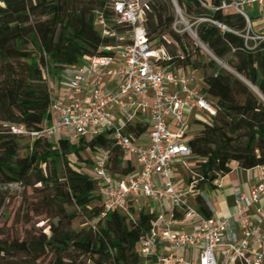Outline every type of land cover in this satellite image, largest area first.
<instances>
[{
  "label": "trees",
  "instance_id": "obj_1",
  "mask_svg": "<svg viewBox=\"0 0 264 264\" xmlns=\"http://www.w3.org/2000/svg\"><path fill=\"white\" fill-rule=\"evenodd\" d=\"M148 1L153 8L145 19L148 39L168 54L160 63L202 76L201 89L216 109L210 122L194 118L192 121L202 123L203 128L186 137L196 165L185 181L195 183L198 208L211 216L202 192L216 189L219 178L232 171V162L244 169L264 166V100L239 78L264 97V42L255 50L245 48V16L221 7L224 1L233 0H175L186 18L197 21L195 33L212 53L206 54L190 33L174 29L177 11L173 0ZM111 2L0 0V185L35 187L40 183L49 189L41 205L54 210L49 217V233L34 224V231L23 238H0V264L154 261L140 255V241L156 221V212L147 205L137 211L129 204L127 211L113 209L102 217L98 179L69 160L72 154L80 157L84 149L104 146L110 149L108 168L115 176L134 172L136 162L125 160L123 151L107 134L78 141L38 137L26 144V152L21 154L22 135L11 130L16 125L40 131L52 118V90L45 69L49 73L52 67L59 73L65 65L81 62L85 56L106 53L100 47L113 40L102 36L94 19L96 11L111 19ZM148 130L147 121L128 129L134 137ZM56 159L61 161V174ZM67 206L74 209L68 211ZM87 214L91 215L88 220L98 219L97 226L84 221L85 225L73 228L74 220Z\"/></svg>",
  "mask_w": 264,
  "mask_h": 264
},
{
  "label": "built area",
  "instance_id": "obj_2",
  "mask_svg": "<svg viewBox=\"0 0 264 264\" xmlns=\"http://www.w3.org/2000/svg\"><path fill=\"white\" fill-rule=\"evenodd\" d=\"M111 5V19L103 11H96L94 19L102 36L113 40L100 47L106 53L62 67L59 90L52 93V118L40 131L14 125L12 133L51 141L107 134L124 159H133L137 168L125 177L115 176L108 168L110 149H94L93 176L99 182L101 216L113 209L127 211L129 204L141 208L144 200L161 207L140 241L141 256L153 257L157 264H264V166H259L258 184L251 191L235 188L236 211L230 217L214 216L216 209L205 192L211 216L190 201V195L198 192L195 183L182 187L174 165H186L192 155L186 140L192 118L200 111L215 115L216 109L201 89L203 77L160 63L168 54L148 39L145 19L153 12L148 0H112ZM253 6H259L264 20V0L224 1L221 6L245 16L247 31L242 36L248 50L264 42V33L253 31L245 10ZM141 121L148 122L149 130L134 137L129 126ZM176 220L191 230H174ZM161 244L170 251L160 253ZM188 248L194 251L193 258L177 254Z\"/></svg>",
  "mask_w": 264,
  "mask_h": 264
},
{
  "label": "rangeland",
  "instance_id": "obj_3",
  "mask_svg": "<svg viewBox=\"0 0 264 264\" xmlns=\"http://www.w3.org/2000/svg\"><path fill=\"white\" fill-rule=\"evenodd\" d=\"M181 15L177 13L174 26L177 27L180 32L187 31L193 37L195 41L197 39L191 33H195V24L197 21H192L185 17V15L180 12ZM171 39V38H169ZM155 47V46H154ZM206 54H209L206 49H204ZM61 70V69H59ZM45 75L49 81L50 88L53 95L59 90L61 82V74L57 73L56 70L50 69V72L47 73L45 69ZM202 77V76H201ZM203 83L200 84L202 87ZM210 101L211 97H207ZM210 114L204 113L202 111L197 113V118L202 122H210ZM203 128V124L199 122H191V126L188 131V139L193 137L197 132ZM33 139L29 135H22L20 138V143L23 145L21 154L26 152L25 145L32 144ZM96 159V152L94 149L87 148L81 151L80 157L75 154L69 156V160L76 166L81 168L86 173L95 175L94 170L92 169ZM55 166L58 170V173H62V164L59 159L55 160ZM196 165V160L193 157L186 160V165L177 163L174 165V175L175 178H183L184 180L192 175V170ZM45 170V166H43ZM212 190V189H208ZM49 191L48 188H45L42 184L37 183L35 187L12 183L0 185V238L5 237H25L29 233L34 231L33 225L41 227L44 229V232L49 233L48 223L51 218V214L54 213V210H47L43 207L42 200L43 197ZM137 211H139L140 206H134ZM68 211L74 209L73 206H67ZM90 214L77 217L74 220L73 228H80L85 225L84 221H88L89 224L97 226L98 219L88 220ZM135 216V214H134Z\"/></svg>",
  "mask_w": 264,
  "mask_h": 264
},
{
  "label": "crops",
  "instance_id": "obj_4",
  "mask_svg": "<svg viewBox=\"0 0 264 264\" xmlns=\"http://www.w3.org/2000/svg\"><path fill=\"white\" fill-rule=\"evenodd\" d=\"M246 12L250 17L252 28L254 32L257 33H264V20L260 16V9L259 6L253 7H246ZM194 117L192 118V120ZM196 119V118H195ZM232 171L227 175H224L219 178L217 181L218 187L212 190H206V196L212 201L216 213L214 216L216 217H230L234 215L236 211V203L234 197V190L235 188L239 187L246 191H251L257 184H258V176L260 173V167H255L252 169H244L238 165L237 162L231 163ZM93 169V167H92ZM177 179V178H176ZM178 180H182V187H187V183L183 178H179ZM198 192L190 195V201L198 207L196 196ZM262 204H264V198L262 199ZM141 208L145 205L154 211L159 212L161 210L160 205H154L150 203L149 200H144L141 204ZM177 218L180 216V213H177ZM234 228L236 225L234 223ZM173 229L177 231H189L191 227L188 225L183 224L180 220H176L173 225ZM170 250L166 244L159 245V252L160 253H168ZM177 254L183 255L186 258H193L194 251L192 249H184L177 251ZM154 259V258H153ZM151 264H157L156 260H150Z\"/></svg>",
  "mask_w": 264,
  "mask_h": 264
},
{
  "label": "water",
  "instance_id": "obj_5",
  "mask_svg": "<svg viewBox=\"0 0 264 264\" xmlns=\"http://www.w3.org/2000/svg\"><path fill=\"white\" fill-rule=\"evenodd\" d=\"M174 1V4H175V7H176V11L177 12H182L181 11V9H180V7L178 6V4L176 3V1L175 0H173ZM191 33L193 34V36L199 41V39H198V37H197V34L196 33H194V32H192L191 31ZM199 43L201 44V42L199 41ZM202 45V47L204 48V49H206V51L210 54V55H212V53L203 45V44H201ZM225 66V65H224ZM226 67V66H225ZM227 68V67H226ZM239 78H241L244 82H246L257 94H259V96L264 100V97H263V95L254 87V86H252L248 81H246L244 78H242L241 76H239Z\"/></svg>",
  "mask_w": 264,
  "mask_h": 264
}]
</instances>
